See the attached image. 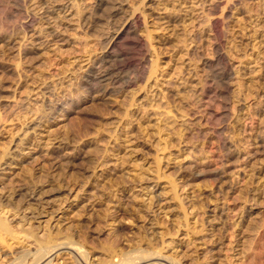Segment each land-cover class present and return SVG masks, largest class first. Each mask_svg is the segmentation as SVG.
<instances>
[{
    "label": "rangeland",
    "instance_id": "1",
    "mask_svg": "<svg viewBox=\"0 0 264 264\" xmlns=\"http://www.w3.org/2000/svg\"><path fill=\"white\" fill-rule=\"evenodd\" d=\"M21 188L54 213L34 219L45 210L16 200ZM0 213L65 229L89 264L120 226L151 240L154 228L182 264L203 236L216 235L212 264L264 251V0H0ZM67 247L49 264H72ZM12 252L0 246V262Z\"/></svg>",
    "mask_w": 264,
    "mask_h": 264
},
{
    "label": "bare ground",
    "instance_id": "2",
    "mask_svg": "<svg viewBox=\"0 0 264 264\" xmlns=\"http://www.w3.org/2000/svg\"><path fill=\"white\" fill-rule=\"evenodd\" d=\"M210 11H211L210 14H212V16H214L213 14L217 13V12L214 13V11H217V7H213L212 10L210 9ZM220 19L221 18H219V19L212 18L210 23H211V29L213 31L212 33H214L213 39L215 38V40L219 41V43L222 44L225 32H224V27H223V21ZM218 56H219V60H222V62L227 63V61H225L226 57H224L222 55V53L219 54ZM215 59L217 60V58H215ZM226 63H223V64L226 65ZM154 69L155 68L153 67L152 72L155 71ZM27 162L30 164L32 163V162H30V160ZM159 165H160V162L156 161V168H157L156 170H157L158 176L160 174ZM166 178L168 180H171L169 177H166ZM123 179H124L123 183H127V178L123 177ZM169 185H170V189H171L170 191H171L172 195H174V197L176 199H178V201L181 205L179 211H182L184 221H185L186 225L189 227L188 229L191 230L190 231V233H192L191 237H193V239L195 237H199L198 236L199 234H202L206 231V227H205L206 225L204 224V221L200 222V220H199L200 216H199L198 217L199 219L196 222L198 225V230H192L190 228L188 216L186 213V209L184 207V203L181 199H179V196H178L177 186L171 181H170ZM15 193H16V195H15L16 200L18 197L20 199L23 198V202L25 204H28V206H30L32 208L34 207L35 211L39 210L38 208H43L45 210V212L43 214L40 212L35 214L33 216L34 219H37L36 217H38V219H39L42 215H45V214L50 215V214L54 213V211H52L53 206H51V210H47L48 205H50L51 203L44 201L46 192L44 193L43 191H38V190L29 191V190H27V188H24V189L21 188V190L15 191ZM56 195H57V193H54L51 196H56ZM42 196H43V198H42ZM46 197H49V196L46 195ZM13 200H15V199H13ZM197 208H198L197 209V211H198L199 209L202 208V206L198 207V205H197ZM100 213H101V215L96 214L95 218H97V219L102 218L103 212H100ZM124 213L125 212H123V211H119L115 215L106 214V216L103 217L101 221L105 222V223H108L109 220L117 221L122 216H124ZM197 215H198V213H197ZM70 223L72 225H74L75 227H78L77 220H72ZM213 223H215V222L213 221ZM159 224L160 223L157 222L158 226H159ZM29 225H30V222H29L27 217L22 219L20 221V223L14 225V222L12 220H9L8 218L4 217L0 213V246L8 247L10 251H13L9 257L8 256L5 257L7 259V260L4 259L6 262L2 261V262H0V264H49L52 262V257L56 254V251L58 249L61 251V249L65 248V246H69L67 248H71L73 250V252L76 253L75 257H73V263L72 264H84V263L89 264V260H90L89 253H87L86 250L84 251V248L77 241V238H75L74 236H71V235L69 236V234H66L67 232L64 231L65 229H61V227H60V229H57V230L46 229V231H45V229L41 228L40 223H38V227H35L34 225L28 227ZM161 225H163V224H160V226ZM211 226H212V228L214 227V225H212V224H211ZM152 227H154V226H152ZM42 230H44L45 233L42 236H40V233L42 232ZM67 230H68V228H67ZM149 231H152L151 235L154 238L153 240H151L149 238L148 232L145 233V236H144L142 231H141L142 233L140 231L139 232L125 231L124 226H120L117 229L114 237L108 239V242L106 243V248L104 249L105 250L104 251V258L102 259V262H100L99 264H136L142 260L148 261L149 258H157L160 256L162 257V261H164L165 263H167L166 261H169V262H171V264H182L181 260L179 261L175 257L163 255L164 254L162 252L164 250L163 234L156 232V230L154 228H150ZM214 236H216V235H212V236L210 235V237L203 236L202 239L204 240V244L207 245L206 249L202 252V255H201L202 258L199 255H197L199 257H195L193 264H201L202 259H203V261H202L203 264H212L214 262L215 253H214L213 248H214V245H216L215 244L216 241L213 240ZM193 239H191V240H193ZM197 239H200V237ZM123 240L127 241V242H131L134 244L133 245L134 248L131 252H125V249L122 247ZM25 241H29L30 243L34 244L35 250L32 251L30 249H25L24 248L25 246L23 245ZM14 244L22 245L23 249L22 250H17V249L14 250V246H13ZM244 245H245V243H244ZM169 246L170 245H167L166 248ZM241 246H243V245H241ZM242 252L244 253V255L242 257L244 259L242 264H264V261H263L264 251H262V250L260 251L258 248L252 247V245H251V247L248 245V248H246V245H245V246H243ZM196 253H198V252H196ZM1 255H2V253H0V256ZM218 259H219V257H218ZM0 261H1V259H0ZM224 261H226V260H224ZM223 263H225V262H223Z\"/></svg>",
    "mask_w": 264,
    "mask_h": 264
}]
</instances>
